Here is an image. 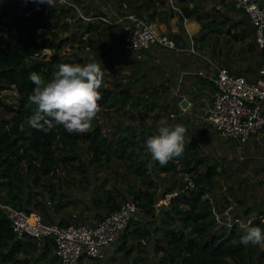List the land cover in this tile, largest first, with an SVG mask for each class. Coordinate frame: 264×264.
Wrapping results in <instances>:
<instances>
[{
  "label": "trees",
  "instance_id": "obj_1",
  "mask_svg": "<svg viewBox=\"0 0 264 264\" xmlns=\"http://www.w3.org/2000/svg\"><path fill=\"white\" fill-rule=\"evenodd\" d=\"M68 1L75 6L55 0L54 7L43 4L39 9L35 7L33 0H0V84L13 85L20 95L17 108L13 107V103L5 105V113L9 116L0 118V191L1 189L5 191L0 195V201L26 213L37 211L42 220L48 223H81L75 216L69 221L62 218L55 221L53 216L59 208L63 207L59 201L53 203L58 195L56 186L50 182V179H43L54 177L61 164L79 160V147L81 143H84L95 159L100 160L115 155L119 160L134 167L141 177L142 185L129 191V199L126 196L118 198L110 191L105 192L104 197L97 198L98 209L104 212L97 213L99 219L96 222L116 210L121 203L129 201L145 216L151 218L153 231L161 230V237L157 239L156 248L163 251L160 261L166 264H264V251H259V245L246 246L241 243V237L245 235L242 224L264 230V221L261 220L264 217V211L260 210L257 213L259 217L250 220L247 215L253 209L245 207L243 213H235L231 218L227 217L226 210L221 209L216 202L215 186L220 171L212 165L210 158L202 152L194 139L184 140L183 154L173 158L165 166H161L152 159L146 149V139L156 135L157 129L144 134L138 130L137 126L128 124L109 138L97 126L86 133H68L59 126L45 134L42 131L30 129L27 124L28 118L35 111V106H29L28 100L35 87L29 79L32 72L41 75L45 82H48L52 79V73L58 70L57 65L62 63H77L83 66L97 61L109 71H112L114 65L119 63L137 68L143 60L153 58V49H158L162 56L169 55L168 59L172 56L171 60L165 59L161 63L164 66L166 78L172 79L169 83L170 93L177 96L178 101L181 96L187 95L191 105L205 103L198 102L203 100L204 95H209L199 89L205 78L196 73L198 70H194L193 75L182 76V80L191 78L195 89L181 90L177 85L183 68V58L188 54L194 56V53L175 52L160 45H152L141 58H136L127 50L121 25L111 23L118 16L128 12L124 8L151 21L163 18L158 15V10L166 17L176 13L180 23L184 18H195L200 23V29L192 37L193 42L195 40L200 45L198 47L196 45L197 50L192 45L197 52L205 53L210 60L215 51L214 47L221 40L217 34L223 32L222 22L232 21L230 27H233V30L230 38L233 41L243 40L245 31L251 30L254 42L247 44L246 51L252 49L258 70L242 64L243 74L241 75L248 80H257L260 77L264 79V74H259L264 64V47H260L254 38V28L248 14L243 9L237 8L234 0H194L192 6H189L187 0H176L174 6L177 10L170 6L163 9L165 4L163 0H108V3L103 6H100L98 0H92L94 6L92 11L82 9L81 2L88 4V0ZM202 3L208 4V8ZM218 4L222 5L223 9L217 7ZM260 6L264 7V0L260 2ZM76 7L84 17H90V19L80 16ZM180 31L178 34H168L174 38L177 45L191 46L187 33L183 28ZM240 31L241 34L238 36L237 32ZM227 32H230V28ZM205 43L206 45H203ZM225 43H228L227 40ZM43 49L50 51L49 56H45L47 60H37L35 56L39 55ZM124 50L128 51L131 58L123 55ZM197 59L201 60L198 63L200 68L206 70L212 66V94L214 95L216 91L213 81L216 76L214 64L225 67L230 64L218 58L212 60V64L206 59L200 57ZM228 69L231 73L239 74L229 67ZM133 75L134 80L145 77L142 72ZM208 83L211 84V82ZM113 84L114 90L105 88L103 85L98 90L101 95L98 101L100 107L105 105L108 108H125L127 105H134L142 109L138 110L140 111L138 115L143 113V116L148 111H154L159 107L167 114V104L164 107L155 99L157 91L162 90L161 87L153 88L149 91L150 98H144L134 96L129 86L121 81ZM181 85L188 87L185 83ZM162 86L168 87L166 83ZM211 99L213 100V97L209 96L208 100ZM177 109L182 111L178 104ZM207 111L208 108L206 114ZM202 121L210 126L222 140L239 144L235 139L222 137L205 119ZM28 132L32 134L29 136ZM25 164L31 185L27 186V191H23V184L20 182L21 166ZM76 167L80 171L83 170L82 164H77ZM178 171H182L189 178L187 180L179 178L172 182L169 188L166 187L163 190L162 197L173 192L175 194L170 196L167 204H164L166 205L164 214L167 216L160 220V225H157L158 219L154 208L157 202V191L153 189L156 187L153 174H176ZM35 186H42V190L48 194L46 199L39 198L40 191H34ZM144 186L145 188H142ZM138 210L131 215L118 239L107 247L106 255L111 250L113 254L121 252L124 256H128L132 252V246L127 245L129 238L144 240L149 238L151 231L135 219ZM137 245L142 248L140 241ZM37 250L40 252V260L48 258L49 264H54L55 259L59 262L51 238L36 239L30 236L16 238L5 211L0 208V262L20 264L16 258L19 253ZM258 251L259 254L256 255ZM106 255L102 259H93V261H104ZM24 261L25 264H31L28 259Z\"/></svg>",
  "mask_w": 264,
  "mask_h": 264
},
{
  "label": "rangeland",
  "instance_id": "obj_2",
  "mask_svg": "<svg viewBox=\"0 0 264 264\" xmlns=\"http://www.w3.org/2000/svg\"><path fill=\"white\" fill-rule=\"evenodd\" d=\"M189 1L191 2V0H188V4H190ZM98 2L101 4L100 6H103L108 3V0H98ZM163 2L170 5L169 0H163ZM172 2L175 3L176 0H172ZM92 4V0H88V4H85L83 1L81 2L83 10L88 9L92 11L94 7ZM203 5L208 8V4ZM124 10L130 11L128 8H124ZM218 19L220 20V18ZM231 22H222L221 28L223 32L217 34L221 40L214 47L215 51L212 55V60H217V58L226 60L230 64L228 67L233 72L239 74H243L242 64L258 70L256 58H253L252 49L246 51L247 44L254 42L251 30L245 31L243 40L233 41L230 38L233 30V27H230ZM229 28L230 32H227ZM236 30L237 27L235 28ZM237 34L239 36L241 31L237 32ZM225 40L228 43H225ZM206 43L208 42L206 41ZM206 43L203 45H206ZM193 45L197 50L196 45L198 47L200 43L197 44L194 40ZM84 50H86L85 47ZM153 53L152 59L143 60L137 68L132 67V65H122L119 63L114 65L112 71H109L105 70L97 61L93 62L100 64L101 69L104 71L102 85L110 90H114L113 83L121 81L129 86L134 96L150 98L149 91L155 87H161L162 92L157 91L155 99L164 105V107L167 104V114H170L169 117L159 107L154 111H148L143 116V113H139L138 115V112H140L138 110L142 109L134 105H127L125 108H108L104 105L101 106V112L92 122V127L89 131L97 126L103 134L111 138L118 130L123 129L128 124L137 126L138 130L144 132V134L156 130L161 119L168 118L167 120L170 124L184 125L187 128L185 140L194 139L202 152L210 158L212 165L220 171L217 185L215 186L216 202L220 205L221 209L226 210L227 217L231 218L235 213H243L245 207H252L253 209L247 215L250 220L259 217L257 213L260 210L264 211V128L258 134L252 136L245 144H236L231 141L222 140L210 126L202 121L205 118L206 109L210 105V100H208L209 95H204L203 100L198 101L199 103L208 102L206 107H204V104H199L196 106L189 105L183 111L177 109V104L180 107L179 104L182 99L190 100L188 98H180L178 101V97L170 93L169 83L172 79L166 78L164 66L161 63L165 59L166 61L171 60L172 56L168 59L169 55L162 56L158 49H153ZM49 54L50 51L48 49H43L35 58L37 60H47L45 56H49ZM123 55L131 58L127 50L123 51ZM140 72L144 73L145 77L134 80L133 74ZM163 83H166L168 87L162 86ZM19 98L20 95L13 85L0 84V118H7L9 116L5 113V105L13 103V107L17 108ZM77 164L83 165L82 171L77 169ZM21 177L22 189L23 191H27V186L31 185L26 164L21 166ZM47 178L50 179V182L58 190V195L53 203L55 204L59 201L62 204L61 207H63L59 208L53 216L55 221H59L60 218L69 221L75 216L79 222L85 224H94L99 219L97 213L104 212L98 209L96 199L104 197L105 192L110 191L118 198L126 196L129 199V191L142 185L141 177L136 173L134 167L129 166L127 162L119 160L115 155L97 160L88 152L87 146L84 143H81L79 147V160L75 159L69 163L61 164L54 177H45L43 180ZM179 178L187 180L189 177L182 171H178L176 174H153V179L156 182V187L153 189L157 191V202L154 205L156 218L158 219L157 225H160V220L167 216L164 214L166 205L162 203V200L167 196L170 198L171 195L175 194L173 192L170 195L162 197L163 190L166 187L169 188L172 182L177 181ZM142 188H145V186ZM33 190L40 191L39 198L42 200L48 196L42 190V186H35ZM222 190L224 191L222 192ZM4 192L1 189L0 195L4 194ZM50 209L53 208L50 207ZM34 213L38 212L34 211ZM135 219L150 230L151 235L145 240L141 238H129L127 245L132 246L130 255L124 256L121 252L113 254V251L109 250L104 261L86 260L81 264L85 262L89 264H166V262L160 261L163 251L156 248L157 239L161 237V230L157 232L153 231V226L150 222L151 218L145 216L143 212L139 211L135 215ZM261 220L264 221V217ZM138 241L141 242L142 248L137 245ZM258 249L259 251H264V244L259 245ZM259 251L256 252V255L259 254ZM16 258L20 261V264H25L24 259H28L31 264H49L48 258L40 260V252L38 250L30 253H19ZM0 264L12 263L0 262ZM54 264H59V262L55 259Z\"/></svg>",
  "mask_w": 264,
  "mask_h": 264
},
{
  "label": "built area",
  "instance_id": "obj_3",
  "mask_svg": "<svg viewBox=\"0 0 264 264\" xmlns=\"http://www.w3.org/2000/svg\"><path fill=\"white\" fill-rule=\"evenodd\" d=\"M58 1L75 6L68 0ZM234 4L248 14L254 28V38L260 47H264V7L260 6L259 0H234ZM42 6L43 4L35 2L36 8L40 9ZM76 9L78 10L77 7ZM78 13L83 18L90 19L84 17L79 10ZM111 23L121 25L125 46L136 58H141L152 45H160L175 52L188 50L197 53L193 45L187 49L178 46L174 38L160 30L153 21L134 12H126ZM214 67L216 91L204 119L222 137L232 138L243 144L264 127V79L260 77L248 80L241 74L231 73L228 67L215 64ZM259 74H264V66ZM189 185L192 186L190 183ZM168 200L169 196L162 203L166 204ZM0 208L5 211L16 238H51L60 264H81L86 260L105 257L107 247L118 239L121 230L137 210L135 205L127 201L95 224H60L45 222L37 213H26L1 201Z\"/></svg>",
  "mask_w": 264,
  "mask_h": 264
},
{
  "label": "clouds",
  "instance_id": "obj_4",
  "mask_svg": "<svg viewBox=\"0 0 264 264\" xmlns=\"http://www.w3.org/2000/svg\"><path fill=\"white\" fill-rule=\"evenodd\" d=\"M33 2L55 6V0ZM57 69L48 82L35 72L30 74L29 79L35 87L28 100L35 106V111L28 118L27 124L30 129L45 134L59 126L68 133H86L101 112L98 104L101 95L98 90L103 83L104 71L96 62L83 66L62 63L57 65ZM156 131V135L147 138L146 149L154 161L165 166L170 160L183 154L187 128L182 124H170L167 119H161ZM31 134L27 133L29 136ZM241 227L245 229V235L241 237L243 245L264 244V230L260 227L243 224Z\"/></svg>",
  "mask_w": 264,
  "mask_h": 264
},
{
  "label": "crops",
  "instance_id": "obj_5",
  "mask_svg": "<svg viewBox=\"0 0 264 264\" xmlns=\"http://www.w3.org/2000/svg\"><path fill=\"white\" fill-rule=\"evenodd\" d=\"M170 1V5L169 4H164L163 6V9H166V7H172L173 9L177 10V7L174 6V3L172 2V0H169ZM188 1V0H187ZM263 1V0H260V2ZM190 2V1H189ZM194 4V0H191L189 6H192ZM217 7H221L222 8V5L218 4ZM161 10V9H160ZM158 15L159 16H162L163 18L160 19H156V20H152L156 25L157 27L164 31V32H167L169 34H178L179 32H181L180 30L183 28L184 31L187 33V36L189 37L190 39V42H191V45L193 44V35L197 34V32L199 31L200 29V23L195 19V18H184L182 20V22L180 23L179 22V18H178V15L176 13H173L172 16H165V15H162L159 13V10H158ZM165 16V18H164ZM182 25V26H181ZM179 46V45H178ZM189 45L185 46V45H182L180 47H183L185 49L188 48ZM190 47V46H189ZM183 51H188V50H183ZM203 58V59H206L208 60L211 64H212V60H210L205 53H202V52H197L196 54H194V56H189L188 55H185V58H183V68H182V71L180 73V78L178 79V87L182 89H195L193 87V81L191 78H189V80H182V76L184 74H195V71L198 70L196 73L202 75L205 80L202 81V85L200 86V90L206 92L209 94L210 97H213V92H212V78H213V73H212V66L209 67V69H203V68H200L198 67V59L197 58ZM262 66V65H261ZM264 66V64H263ZM261 68V67H260ZM195 70V71H194ZM208 82H211V84L209 85ZM182 83H185V85H188V87H183L181 84ZM181 98H188L187 95H183L181 96ZM211 102H212V99L209 101V107H208V110L211 106ZM191 105L190 102L188 104V106ZM208 105V102L204 103V107H206ZM208 112V111H207Z\"/></svg>",
  "mask_w": 264,
  "mask_h": 264
},
{
  "label": "water",
  "instance_id": "obj_6",
  "mask_svg": "<svg viewBox=\"0 0 264 264\" xmlns=\"http://www.w3.org/2000/svg\"><path fill=\"white\" fill-rule=\"evenodd\" d=\"M47 62H45V63H47ZM188 104H189V101L187 99H182L180 101V104L179 105H180L181 108H186V107H188Z\"/></svg>",
  "mask_w": 264,
  "mask_h": 264
}]
</instances>
